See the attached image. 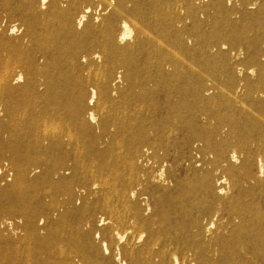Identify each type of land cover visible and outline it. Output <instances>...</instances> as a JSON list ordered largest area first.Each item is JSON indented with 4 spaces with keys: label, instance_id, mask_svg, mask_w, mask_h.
<instances>
[{
    "label": "bare ground",
    "instance_id": "1",
    "mask_svg": "<svg viewBox=\"0 0 264 264\" xmlns=\"http://www.w3.org/2000/svg\"><path fill=\"white\" fill-rule=\"evenodd\" d=\"M200 1L0 0V6L24 14L27 26L21 46H9L7 40H0V102L1 92L12 91L13 84L24 81L25 74H31L27 84L29 80V84L33 83L34 76H45L46 82L40 80L42 83L38 85V89L45 87V92L52 90L54 74L65 77L62 81L68 85L67 101L74 128L73 133L51 137L52 152L56 154L51 162V182L67 189V198L60 207L69 209L77 190L85 197L97 198L94 203H86L84 215L97 207L110 214L109 218L100 217L96 222L85 218L81 225L82 231L90 234L95 230L93 236L101 248L88 244L89 252L85 255L73 249L49 248L51 259L67 264H264V90L246 82L254 74L252 68L239 69L225 114L211 112L201 116L198 126L202 132L192 135L196 138L192 150L202 158L201 163L200 160L195 163L203 167L213 165L199 180V194L192 192L195 186L192 181L184 189L177 181L171 185L170 177H165L160 168L156 175L143 174V180L175 189L174 201L180 205L173 211L160 209L148 216L121 190L119 197L127 206L121 213L107 198L111 189L110 171L116 164L128 123L126 112H112V108L121 104V84L129 82L133 70L142 67L158 76L151 75L143 86H157L172 77L177 66L169 59L170 48H165L162 39L147 27L157 29V25L166 22L184 35L200 19L216 15L219 21L211 28V36L218 39L219 45H210L208 36L201 32L195 39L182 40L194 45L202 42L201 55L207 58L227 47V41L238 34L236 28L248 21L257 6L248 0H213L206 11L198 6ZM173 14L175 17L171 18ZM256 15L249 40L251 61L262 51L258 45L264 37V5ZM18 30L17 25H12V33ZM242 53L236 51L235 56L241 58ZM155 91L148 89L150 96ZM161 91L165 113L162 105L157 106L159 111L154 107L149 112L151 127L135 133L138 141L153 140L150 150L147 148L143 153L147 158L141 155L146 164L152 163L149 154L154 159L167 151L164 140L152 136L151 130L156 134L161 131L162 122L170 119L185 94L175 84ZM33 92L40 103H52L51 94ZM213 93L211 81L206 79L190 96L202 105L212 100ZM51 119H56L52 113ZM75 135L87 139L82 141ZM137 153L136 143L130 154L137 157ZM13 164L17 169L14 188L33 185L40 179L28 176L25 161L17 159ZM133 166L136 177L135 162ZM4 211L11 215L3 222L7 235L5 260L11 264L18 258V236L22 235L17 214L25 212V207L6 205ZM115 223L126 224V231H115Z\"/></svg>",
    "mask_w": 264,
    "mask_h": 264
},
{
    "label": "rangeland",
    "instance_id": "2",
    "mask_svg": "<svg viewBox=\"0 0 264 264\" xmlns=\"http://www.w3.org/2000/svg\"><path fill=\"white\" fill-rule=\"evenodd\" d=\"M248 2H256L257 6L253 9L254 14L248 16L249 19L245 24L236 28L238 34L234 39L227 41L226 48L214 51L207 58L201 55L202 42L199 41L194 45L192 42L183 43L182 40L187 41L188 37L195 39V35L201 32L208 36L210 45H219L218 39L211 36L213 34L211 28L219 21L216 15L212 14L208 20L200 19L199 24L191 26L188 33L184 35L175 32L173 27L166 22L157 25V29L149 25L154 30L147 27L148 31L162 39L165 48H170L171 57L169 59L176 62L177 66L172 70V77L165 78L162 84L148 86L156 89L153 96L148 93L149 88L143 86L151 75L158 78L153 70L148 71L142 67L135 69L129 77V82L125 81L121 84V104L119 107L112 108V112L114 114L126 112L128 123L118 147L116 164L110 171L111 189L107 197L118 212L123 213L127 209L126 204L119 197L121 190L127 192L130 199L148 216L156 214L160 209L171 212L180 205L179 201H174L177 195L174 188L158 186L143 180V174L156 175L160 168L164 170L165 177H170L171 185L177 181L181 186L183 185L181 188L184 189L192 181L195 184L192 192L199 194L200 178L213 167L212 164L203 167L195 163L196 160H200L199 163L202 162V158L196 156L197 152L192 150V143L196 139L192 135L195 132H202L198 126L200 117L211 112L218 113V115L225 114L229 93L236 86L240 68L242 71L252 68L254 74L250 75L246 82L256 84L258 89L264 90V68L261 67L264 64V37L259 40L258 46L262 51L258 58L255 61L249 59L252 51L249 43L250 36L256 21V13L260 6L264 5V0H248ZM212 3L213 0H201L198 6L207 11ZM232 6L227 5L228 8ZM174 17L173 14L171 18ZM25 19V15L19 11L0 6V40H7L9 46H21L22 37L27 29ZM14 24L19 30L12 33L11 27ZM223 28L232 29L228 26H223ZM236 51H242L243 57L237 58ZM144 55V53L141 54V58ZM143 62L141 59V65ZM30 75L25 74L23 82L13 84L12 91L1 92L0 167L7 163L12 172V178L8 181L0 174V264H6L5 239L7 235L3 222L7 217H11L4 211L6 205L25 207V212L17 214L21 218L17 225L22 235L18 236L20 238L18 239L20 246L17 247L20 248L18 258L11 264H67L63 260L51 259L49 248L73 249L83 255L89 252L88 244H94V248L97 249L101 248L99 242H95L93 236L95 230L90 234L82 231L81 225L85 218H91L96 222L100 217L109 218L110 214L97 207L84 215L86 203H94L97 198L95 196L85 197L77 190L69 208L71 211H68L69 209L65 206L60 207L63 200L67 198V189L65 186L51 182V162L56 155L52 152L51 137L55 134L73 133L74 120L70 116L71 110L67 101L68 85L62 81L65 77L56 73L53 76L52 90L45 92V87L38 89L39 83H42L40 80L43 83L46 82L45 76H34L33 83L29 84L31 81L29 80L27 84ZM206 79L211 81L214 95L212 100L200 105L194 102V96H190V93L201 87ZM173 84L179 86L185 94L178 100V108L172 113L170 119L162 122L161 131L156 134L151 130L152 136L158 135L164 140L167 151L154 159V156L149 154V158L152 157L150 161L152 163L146 164V160L141 159L142 156L143 159L147 158L143 153L145 149L152 147L153 140L151 142L138 141L135 133L151 127L149 112L154 111V107L156 111H159L160 107L157 106L162 105L163 113H165L167 108H164V95L161 89L171 87ZM37 90L42 91L45 96L51 94L52 103H40L33 92ZM51 113L56 116V119H51ZM98 118H100L99 115ZM156 119L160 121V117L156 116ZM135 123L137 127L133 128L132 125ZM75 136L82 141L87 139L83 135ZM136 143L139 153L137 157H133L130 154V148ZM17 159L26 162L27 174L30 178H40L35 184L20 185L14 188L17 169L13 161ZM70 159L71 161L74 159V154L70 156ZM134 162L138 172L136 177ZM133 192H135L134 195H132ZM114 229L123 233L127 226L115 223Z\"/></svg>",
    "mask_w": 264,
    "mask_h": 264
},
{
    "label": "built area",
    "instance_id": "3",
    "mask_svg": "<svg viewBox=\"0 0 264 264\" xmlns=\"http://www.w3.org/2000/svg\"><path fill=\"white\" fill-rule=\"evenodd\" d=\"M0 174H2L8 181L11 180L12 172L10 171L7 163L0 167Z\"/></svg>",
    "mask_w": 264,
    "mask_h": 264
}]
</instances>
